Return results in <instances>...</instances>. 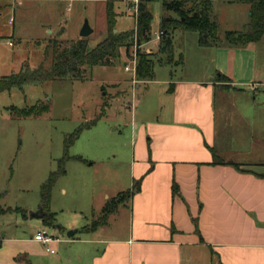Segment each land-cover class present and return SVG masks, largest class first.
Segmentation results:
<instances>
[{"label":"rangeland","instance_id":"rangeland-1","mask_svg":"<svg viewBox=\"0 0 264 264\" xmlns=\"http://www.w3.org/2000/svg\"><path fill=\"white\" fill-rule=\"evenodd\" d=\"M107 1L20 0L19 9L14 11V2L6 0L0 10V76L32 71L43 60L49 41L79 39L85 21L92 29L86 39L90 47L95 46L106 36ZM134 1L111 0L116 14L114 30L134 33ZM142 1L153 20L150 40L142 42L138 50L157 63L152 83H140L135 88L134 82H138L135 75L124 70L133 53V41L127 51L120 48V58L112 64L88 69L83 79L27 82L21 88L0 91V238L29 237L37 230H44L60 239V243L53 244L54 253L38 252L35 264H60L59 261L71 264L65 258L69 252L77 257L82 255L84 263L89 264L90 253L100 246L69 245L66 233L71 227L80 230L100 222L105 206L113 209L105 223L94 231H81L76 237L122 238L128 234L129 197L132 185L136 184L131 176V162L140 121L144 116H151L148 106L160 99L161 89L167 87L164 81L195 76L209 64L215 45H200L197 31L174 30L171 55L160 52L161 37L156 38L159 19L166 14L175 18V14L164 11L162 2L172 0H139L138 3ZM207 1L211 3V18L218 25L217 35L222 43L226 32L244 31L249 24L248 4L240 0ZM191 2H186L187 9ZM11 16L13 24L8 22ZM258 46L264 55V39ZM49 60L48 56L46 66ZM220 95L217 89V109L222 103ZM255 95L254 107L262 110L255 112L253 119L248 117L254 141L241 142L240 150L245 152L235 156L234 161L264 163V105L260 104L261 91ZM239 98L231 101H240ZM43 101L50 103V112L38 117H18L11 110ZM235 120L243 122L237 117ZM79 127H82L79 137L67 149L65 173L57 177L48 203L43 206L41 187L50 173L59 170L65 137ZM239 128L245 129V126L239 125ZM239 128L237 136L242 141L250 130L247 128L241 133ZM248 167L264 173V165ZM39 210L53 213L54 222L44 225L40 217H30Z\"/></svg>","mask_w":264,"mask_h":264},{"label":"crops","instance_id":"crops-1","mask_svg":"<svg viewBox=\"0 0 264 264\" xmlns=\"http://www.w3.org/2000/svg\"><path fill=\"white\" fill-rule=\"evenodd\" d=\"M5 1L0 0V10ZM12 1L16 11L20 0ZM261 39L245 46H214L209 64L195 76L164 81L167 87L157 105L151 101L148 106L151 116L140 121L133 144L131 176L138 187H131L128 234L76 237L91 232L85 227L68 238L69 245L100 246L90 253L89 264H264V177L257 176L264 173L248 167L264 163L233 160L245 152L241 142L254 141L248 117L262 110L254 107L257 91L264 105ZM220 75L228 81L219 82ZM140 83L152 80L134 82L135 88ZM234 97L240 101H231ZM238 128L250 130L242 141ZM213 154L222 163L213 164ZM234 163L251 172H239ZM32 237H1L0 264H35L45 248ZM75 256L69 252L65 258L85 264L82 255Z\"/></svg>","mask_w":264,"mask_h":264},{"label":"trees","instance_id":"trees-1","mask_svg":"<svg viewBox=\"0 0 264 264\" xmlns=\"http://www.w3.org/2000/svg\"><path fill=\"white\" fill-rule=\"evenodd\" d=\"M188 0H172L163 1L162 7L164 11L175 14V18L171 15H162L159 19V32H161V40L159 51L168 53L172 50V32L177 29L197 31L199 34V44L220 45L222 42L218 37L217 23L211 18V3L207 0H192L190 8H186ZM249 5L250 21L244 31L226 32L224 35V43L230 46H245L248 43L259 41L264 34V0H240ZM135 27L137 30V44L150 40L151 22L153 17L147 10L146 4L140 2L136 6ZM106 36L95 46L90 47L86 38L69 40L66 42L49 41L44 50V58L41 63L27 74L12 73L7 76H0V91L10 90L12 87L21 88L27 82L42 83L50 80L62 79H83L88 69L95 66H106L112 64L116 59L120 58V48L124 47L126 51L133 44V32H116L115 16L113 11V3L111 0L106 2ZM48 56L50 58L47 64ZM137 64L135 69V78L138 81H151L154 79V66L157 64L146 54H142L136 50ZM107 59L110 61H107ZM163 64V63H158ZM219 82H227L228 80L220 75ZM11 110L18 117H38L44 113L50 112V103L48 101L38 102L37 104L22 109L12 107ZM93 124V122H92ZM82 127L77 128L64 139V155L59 161V170L50 173L48 179L41 187V198L43 206L48 203L50 191L57 177L63 175L65 170L64 163L69 157L67 149L79 137ZM81 160L80 158H76ZM213 164H220L222 161L213 154ZM239 172H251L241 167L240 164H232ZM264 177V174H258ZM133 187H138L137 184ZM173 193L177 194V187L173 184ZM113 212L109 206L103 209V215L100 222H94L87 227L88 231L96 229L99 225L105 223L106 217ZM54 214L50 212H42L41 220L44 225H51L54 222ZM195 226L196 221L194 220Z\"/></svg>","mask_w":264,"mask_h":264},{"label":"built area","instance_id":"built-area-1","mask_svg":"<svg viewBox=\"0 0 264 264\" xmlns=\"http://www.w3.org/2000/svg\"><path fill=\"white\" fill-rule=\"evenodd\" d=\"M135 14H136V6L137 3L139 2V0H135ZM136 16V15H135ZM12 22V19H10L9 23ZM161 37V32L158 33L157 35V39H159ZM137 30L135 28V31L133 33V41H134V49H133V53L130 54V59L128 60V62L124 65V70L127 72H132L135 75V69H136V64H137V59H136V50L140 47V45L137 44ZM33 240L36 242H39L40 244H42L45 248V252H49V253H54V250L51 247L52 243L55 242H59L60 239H58L57 237H53L51 235H48L44 230H38L34 235H33Z\"/></svg>","mask_w":264,"mask_h":264},{"label":"water","instance_id":"water-1","mask_svg":"<svg viewBox=\"0 0 264 264\" xmlns=\"http://www.w3.org/2000/svg\"><path fill=\"white\" fill-rule=\"evenodd\" d=\"M117 31L114 30V33H116ZM92 33V29L90 28L89 24L87 21L84 22V24L82 25L80 32H79V38H87L90 34ZM107 61H109L107 59ZM42 216V212L41 210H39V212L37 213H31L30 217H40ZM78 230H70L66 233L67 238L71 239L74 237L75 233H77Z\"/></svg>","mask_w":264,"mask_h":264}]
</instances>
